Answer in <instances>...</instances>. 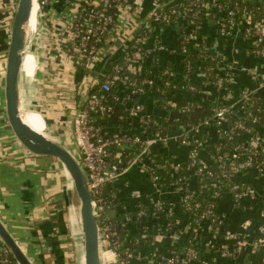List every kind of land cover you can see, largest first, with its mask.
Returning a JSON list of instances; mask_svg holds the SVG:
<instances>
[{"label": "crops", "instance_id": "crops-1", "mask_svg": "<svg viewBox=\"0 0 264 264\" xmlns=\"http://www.w3.org/2000/svg\"><path fill=\"white\" fill-rule=\"evenodd\" d=\"M72 1L52 0L47 10L64 20L70 12ZM152 2L153 0H145L134 15L132 14L125 32L111 42V50L109 49L106 57L92 70L91 81L87 85L84 83L86 71L76 60L71 61L52 48L44 38L34 42V52L25 53L23 58L21 96L24 105L38 103L45 118L43 122L46 129L41 120L29 112L33 124H37L38 128L51 135L48 137L68 149L76 146L73 119L83 101L78 89L84 85V93L91 94L95 84L101 82V79L104 80L111 71L112 60L132 43L130 41L133 34L135 35V29L139 21L150 12ZM6 20L7 23L4 22ZM31 20V28H34L36 19L32 17ZM8 21L10 15L4 14L0 9V219L36 264H69L65 250L66 236L72 235L74 231L78 236L81 235L82 226L79 227V223H75L78 211L75 204V211L71 209L73 206L71 207L70 193L66 186L69 179L63 164L54 157L35 155L26 149L16 138L7 119L4 85L10 43ZM189 29L192 28L183 20L170 24H154L150 33L151 39L145 45L146 48H153L152 55L145 60H140V55L138 59L128 62L127 73L115 88L118 97L124 99V94L131 90V82L136 78L150 77L156 80L155 84L137 100L114 102V115H96L97 122L103 125L106 133L118 129L120 124H123L121 129L135 133L143 121L142 117L145 119L147 116H156L155 119L159 122L160 117L166 116L169 126H164L162 131L169 139L167 142L156 144L153 149L177 166L176 171L190 161L192 146L182 144L178 140L182 136H186L193 143L196 138H200L199 159L206 163L214 161L215 145L221 139L217 128L215 125H209L204 127L200 134L195 135L191 130L193 124L209 117L220 104L238 102L242 92L255 88L260 77L264 75V57L249 53L254 40L245 36L244 21L238 20L232 27L231 34L224 37L220 34L217 20L212 18L203 20L199 28L189 32L188 44L193 52H198L202 45H205L213 54L217 53L220 61L216 66V75H229L230 84L222 89L217 88L212 79L203 74V66L187 75L184 72L182 39ZM31 31L29 28L28 32ZM154 42L160 46L158 49L155 48ZM38 61L41 80L35 79ZM166 71L176 77L178 85L161 83L159 76ZM259 97L264 101V89L260 91ZM190 102L197 108L183 113L182 109ZM136 103L143 104L145 111L138 117L128 116V110ZM261 107L264 113V104ZM238 111L242 112L240 109ZM121 115H126L123 123L119 121ZM236 177L239 181L252 185L259 197L256 200L245 199L241 206H237L230 194L223 195L218 209L226 215V222L217 236L209 228L203 232L202 241L198 245L203 254L202 262L264 264V247H253L263 236L261 231L264 228V177L253 168L239 173ZM190 180L193 190L198 188L195 177L191 176ZM113 189L121 202L120 213H128L133 217V221L128 225L131 235L142 226L162 227V221L156 220L154 213L147 214L142 220L134 218L137 200L150 204L157 198L146 173L139 167L132 168L122 176L113 184ZM134 193H138L139 197H134ZM162 196L165 201L175 204V213L183 220V226L189 225L188 214L182 212L179 207L181 193L171 188ZM109 215L114 217L116 213L109 212ZM171 235L154 246H142L141 250L147 252L155 249L164 252L170 244ZM177 241L185 244L186 235L178 236ZM222 249L236 256L223 257L220 253Z\"/></svg>", "mask_w": 264, "mask_h": 264}, {"label": "built area", "instance_id": "built-area-1", "mask_svg": "<svg viewBox=\"0 0 264 264\" xmlns=\"http://www.w3.org/2000/svg\"><path fill=\"white\" fill-rule=\"evenodd\" d=\"M144 1L73 0L70 12L63 20L52 11L47 10L52 0H34L37 4V22L34 29L28 34L25 53H33L34 42L44 38L52 48L71 61L76 60L77 64L86 71L84 83L87 85L91 81L94 67L106 57L109 49L111 50V42L117 37H121L125 32L132 19V14L134 15V12L142 6ZM244 1L250 3L257 0ZM17 5L18 0H0V9L4 11V14L10 15V21H8L10 22V35ZM227 7L230 10L226 12V18L218 21L220 34L224 37L229 36L237 21H244L245 36L254 40L249 53L264 57V8L253 6L250 9L243 8L241 11L239 2L228 0H153L150 12L139 21L135 29V35L133 34L130 41L133 43L132 47L135 51L126 53L123 58L124 65H114L103 82L95 84L99 87L97 89L95 87L89 96L84 93V85L78 89L79 94L83 96L81 98L83 101L77 108L73 119L76 146L69 150L78 159L86 176L93 212L98 222L101 264H196L199 262L218 264L209 261L202 262V251L199 246L196 247L201 243L202 238L200 242H196V246L192 244V241L196 240L198 235H202L208 228L214 235L220 234L226 222V215L220 213L218 208L225 193L232 196L237 206H241L245 199L256 200L259 197L252 185L239 181L236 175L253 168L261 172L264 177V121L257 115L252 116L249 124L247 119L232 121L230 117L239 113L238 109L242 111L241 113H245L254 107L256 99H260V91L264 89V75L260 77L255 88L242 92L238 102L216 106L209 117L193 124L191 128L195 135L200 134L202 129L209 125H215L217 128L221 139L215 145V157L212 163H220L219 171L211 170L209 165L212 163H206L199 159L200 138H196L193 143L186 136L179 137L178 140L182 144H191L192 146L188 163L190 177L184 176L179 181L172 182L168 189L163 188L161 181L167 178L171 171L174 172L177 166L169 159L154 152L153 149L156 144L167 142L168 137L160 130L153 135L145 132L129 133L123 129H115L113 132L106 133L103 125L97 122L96 116H92L93 112L96 115L106 116L116 113L115 106L105 102L107 92L115 88L119 81L125 77L126 74L120 72L125 67L128 68V62L138 59L137 57L140 55V60H145L152 55L153 48H146L145 45L151 39L150 33L154 24H170L183 20L191 27V25H196L198 19H201V24L209 17L214 19L217 17L214 12H224ZM4 22L7 23V20ZM186 31L182 39V51L185 57V67L190 70V62L186 55L190 50L188 35L191 30ZM47 43L46 46L49 47ZM154 45L157 49L160 47L156 42ZM213 56L219 57L217 53ZM204 57L206 56L202 55L201 58ZM201 66L204 67L203 74L208 76L212 71L216 72L217 69V67L209 68L204 64ZM165 74L173 75L169 71H166ZM155 81L150 77L136 78L131 82L129 93L141 95L144 93L143 86H153ZM230 81L231 77L226 75L218 78L213 84L222 89L226 87V84H230ZM165 84L170 85V82ZM115 100L123 102L125 98L121 99L116 96ZM196 108V105L190 102L184 106L182 112L189 113ZM257 109L262 111L261 106H258ZM144 111V105L136 103L128 110V116L138 117ZM125 118L126 115H121L119 119L122 121ZM142 118V122H144V117ZM253 125H257V130ZM236 137L239 138L235 142ZM224 140L231 141L232 148H229ZM113 149L116 151L113 152ZM135 167H139L146 173L157 198L150 204L137 200V211L134 218L142 220L147 214L154 213L156 220L162 221L160 223L162 227L142 226L135 234L131 235L128 225L133 221V217L128 213H122L124 214L123 219L117 217L122 212V206L117 192L112 187ZM64 172L70 180L65 167ZM203 175L215 181V185L212 187L215 188L219 185L221 189L226 187L224 191L215 189L210 197L211 201L208 203L197 200L200 188L198 190L197 185L193 190L194 187L190 180L191 176L196 178V176ZM180 183L181 185H179ZM71 187L73 188V183H71ZM202 187L204 188L205 185ZM171 188L181 193L180 201L193 214H188L190 221L193 219V226L190 225V222L189 225L183 226V220L175 213V204L163 199L162 195ZM107 191L108 195H106ZM133 196L138 198L139 194L134 193ZM262 198L264 200V195ZM109 212H115L116 215L111 217ZM262 213H264V204ZM261 232L263 236L253 244L254 248L264 247V228ZM123 233L128 238H134V248L126 245ZM170 235L172 239L164 252L155 249L147 252L141 250L142 246H154L155 243L170 237ZM180 235H186L187 240L189 236L193 239L182 245L177 241ZM220 253L226 258L236 256L225 249H222ZM12 257L11 250L0 238V264H18ZM75 259V255L70 253L69 264H75Z\"/></svg>", "mask_w": 264, "mask_h": 264}, {"label": "water", "instance_id": "water-1", "mask_svg": "<svg viewBox=\"0 0 264 264\" xmlns=\"http://www.w3.org/2000/svg\"><path fill=\"white\" fill-rule=\"evenodd\" d=\"M33 4L34 0H18L13 18L4 85L7 119L16 138L26 149L35 155L54 157L65 167L80 200L84 264H101L98 222L93 212L92 198L81 164L71 150L47 135L37 132L23 118L20 78ZM0 238L11 250L18 264H36L22 249L1 219Z\"/></svg>", "mask_w": 264, "mask_h": 264}, {"label": "trees", "instance_id": "trees-1", "mask_svg": "<svg viewBox=\"0 0 264 264\" xmlns=\"http://www.w3.org/2000/svg\"><path fill=\"white\" fill-rule=\"evenodd\" d=\"M228 1H234V2H239L240 4V10L242 11L243 8H248L250 9L251 7H255V6H258V7H261V8H264V1H252V2H246L244 0H228ZM244 6H247V7H244ZM230 10L229 7L225 8L224 9V12H214L215 17L214 19L217 20V22L222 19V18H226V15H227V11ZM116 14V13H115ZM240 15V14H239ZM209 18H212L213 17H209ZM238 19V18H237ZM219 23V22H218ZM201 24V19H198V22L196 23V25H191V31L195 30L197 28V26H199ZM135 39V38H134ZM135 42V41H134ZM133 43L130 44V47H127L124 51H122V53L117 57L115 58L114 60H112V67L114 65H124V62H123V57L126 55V53H129V52H132V51H135V49H133L132 47ZM202 55H205L206 57H204L203 59L201 58ZM188 58V62H190V70L187 69V67H185L184 69V72L187 74V75H190L191 73H193L195 70H197L201 65H205L209 68H216L217 66V63L220 61V58L219 57H214L213 56V52L209 49V48H206V47H201V49L198 51V52H193L191 50H189L188 52V55H186ZM111 67V69H112ZM121 74H126L127 73V68L125 67L121 72ZM221 76H218L216 75V72L212 71L211 75L209 76L210 79H212L213 82L216 83V81L218 80V78H220ZM159 80L161 81L162 84H165L166 82H170L171 84L173 85H178V81L176 80V77H172L171 75H167V74H164L162 73L160 76H159ZM101 82L102 79H101ZM228 84H226L227 86ZM99 87V85L96 86V89ZM170 88V86L168 87ZM143 89H144V92L146 91H150L151 90V87L150 86H147V85H144L143 86ZM130 92V91H129ZM129 92H126L124 94L125 96V101H134V100H137L139 99L140 97V94L139 95H133ZM118 96V91L116 88H113L111 89V91L107 92V95H106V98H105V102L108 103V104H114V102H116L115 100V97ZM264 104V101L262 99H256V104H254V107H251L250 111H247L245 113H235L233 116L230 117V119L232 121L234 120H237V119H247V123H251V120H252V116L254 115H257L261 118V120L264 121V113L261 111V110H258V106H263ZM92 116H96V113H92ZM156 116H147L144 120V122H142L140 125H139V130L135 133H143L145 132L146 134H151L153 135L156 131H161V133H164L162 130H163V127L164 126H169V123L168 121H166V116H162L159 118V122H157V119H155ZM119 121H121L119 119ZM121 123H123V120L121 121ZM255 127V130L257 125H253ZM123 128V124H120V127H118V129H121ZM259 134H260V131H258ZM257 132V133H258ZM238 138L239 137H236V141H238ZM226 142V145H228L229 148H232V145L233 143L230 141H227V140H224ZM116 150L113 149V152H115ZM165 157V156H164ZM167 158V157H165ZM189 163V161H188ZM219 164L218 162H214L212 163L211 165H209V168L213 171H216L218 172L219 171ZM182 165V164H181ZM188 164L187 165H182L181 169H179V171H174L169 174V176L167 178H165L164 180L161 181V185H163V188L165 189H168L170 188L171 186V183L174 182V181H179L180 178L184 177V176H188L190 177V175L188 174ZM181 182V181H180ZM195 182L196 184L198 185V190L200 188V195H198V199L197 200H200L202 201L203 203H208L210 202V197L213 193V191L215 189H218V190H226L225 188L226 187H223L221 189V186H217V187H212L215 185V181L209 177H206V176H196L195 178ZM181 185V183L179 184ZM202 185H205V187L203 188ZM113 188V187H112ZM110 188V189H112ZM106 195H108V191L106 193ZM69 200V199H68ZM70 201V200H69ZM194 201V200H193ZM179 207L181 208L182 212L184 213H187L189 215H193L190 211L187 210L186 208V205L184 203H180ZM117 217H119L120 219H123L124 217V214L122 213H119L117 215ZM194 222H193V219L190 221V225L193 226ZM70 238H71V235H69ZM201 238H202V235H198L197 239L196 240H193L192 241V244H195L196 246V242L197 241H201ZM123 239L125 240L126 239V245L127 246H130L132 248H134V238H128L127 235H125L123 233ZM193 237H190L188 238L187 240V243L189 242V240H192ZM198 247V245L196 246ZM13 260L14 257H12Z\"/></svg>", "mask_w": 264, "mask_h": 264}, {"label": "rangeland", "instance_id": "rangeland-1", "mask_svg": "<svg viewBox=\"0 0 264 264\" xmlns=\"http://www.w3.org/2000/svg\"><path fill=\"white\" fill-rule=\"evenodd\" d=\"M38 60V58H37ZM36 72V77L35 79H38V80H41V77H39V73H40V64H39V61H38V65H37V68L35 70ZM37 91V90H36ZM39 92H41V90H38ZM86 96H89V93H86L85 94ZM23 103V108L27 111H29L33 117H36L38 120H41L43 126L44 125V122H43V118H44V115L40 114V110H39V105L38 103L37 104H31V105H24V101H22ZM31 106V107H29ZM114 115V114H113ZM45 119V118H44ZM45 133H47L45 131ZM48 136H51L47 133ZM64 168V166H63ZM68 174V172H67ZM70 176V175H69ZM71 183H73L71 177H70V180H68V182L66 183V186L67 188L69 189V196H70V200H71V206H73L71 209L73 211L74 209V204L76 206V210L78 211V217L76 218V221L75 223L77 222V224L79 223V227H81V218H80V200L77 196V193L75 191V188H74V184H73V188L71 187ZM75 211V209H74ZM78 220V221H77ZM65 250H66V254L67 256H69V254L73 253V255H75V264H84V240H83V232L81 235H77V233L74 231L73 234L71 235V238L69 235L66 236V239H65Z\"/></svg>", "mask_w": 264, "mask_h": 264}, {"label": "bare ground", "instance_id": "bare-ground-1", "mask_svg": "<svg viewBox=\"0 0 264 264\" xmlns=\"http://www.w3.org/2000/svg\"><path fill=\"white\" fill-rule=\"evenodd\" d=\"M32 17L35 18V19H36V22H37V4H36L35 2H34V4H33V10H32V14H31L30 21H32V20H31ZM30 21H29V24H28V31H29V28H30L31 30L34 29V28H31ZM36 22H35V24H36ZM22 112H23V118H24L25 122H26L30 127H32L34 130H36V131L39 132V133H42V134H44V135H47V133H45L44 130H42V129H40V128H38V127L36 126L37 124H33V123H32V121H31V119H30V115H31V114L29 113V111L24 110V109H23V106H22ZM47 136H48V135H47Z\"/></svg>", "mask_w": 264, "mask_h": 264}]
</instances>
